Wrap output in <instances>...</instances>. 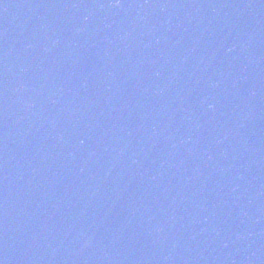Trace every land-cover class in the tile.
<instances>
[{
    "label": "water",
    "instance_id": "obj_1",
    "mask_svg": "<svg viewBox=\"0 0 264 264\" xmlns=\"http://www.w3.org/2000/svg\"><path fill=\"white\" fill-rule=\"evenodd\" d=\"M0 264H264V0H0Z\"/></svg>",
    "mask_w": 264,
    "mask_h": 264
}]
</instances>
